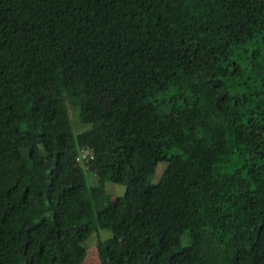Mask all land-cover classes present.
Masks as SVG:
<instances>
[{
	"label": "trees",
	"instance_id": "obj_1",
	"mask_svg": "<svg viewBox=\"0 0 264 264\" xmlns=\"http://www.w3.org/2000/svg\"><path fill=\"white\" fill-rule=\"evenodd\" d=\"M105 229L100 264H264V0H0V264Z\"/></svg>",
	"mask_w": 264,
	"mask_h": 264
},
{
	"label": "rangeland",
	"instance_id": "obj_2",
	"mask_svg": "<svg viewBox=\"0 0 264 264\" xmlns=\"http://www.w3.org/2000/svg\"><path fill=\"white\" fill-rule=\"evenodd\" d=\"M100 103L103 107H108L109 98L103 95L101 97ZM69 117L71 119L70 130L75 137L87 133V131L89 130V126L78 123L77 118L75 116V112H73L71 108H69ZM78 154L79 164L83 167L84 171L87 172L88 169L86 167V162L88 158H85L84 155H93L92 151L89 149L79 148ZM165 168L166 163H159L155 170L152 172L150 176V181L152 183L158 182ZM85 174L87 176L88 185L92 186L97 183L96 176L89 174V172ZM104 190L106 195L105 202L109 206L113 205L118 198L122 197L125 194L126 187L117 184L106 183L104 186ZM111 237L112 231L110 229L99 230L98 232H94L93 234H91L85 242V246L87 247V256L82 264H100V257L97 251V244L98 242H103Z\"/></svg>",
	"mask_w": 264,
	"mask_h": 264
},
{
	"label": "built area",
	"instance_id": "obj_3",
	"mask_svg": "<svg viewBox=\"0 0 264 264\" xmlns=\"http://www.w3.org/2000/svg\"><path fill=\"white\" fill-rule=\"evenodd\" d=\"M84 157H85V158H89V157L92 158V155H88V154H87V155H84ZM77 161H79V158H77Z\"/></svg>",
	"mask_w": 264,
	"mask_h": 264
}]
</instances>
